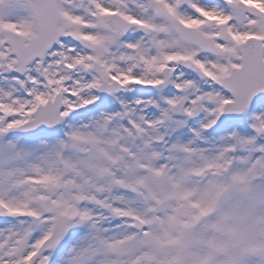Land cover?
<instances>
[{
	"label": "snow or ice",
	"instance_id": "1",
	"mask_svg": "<svg viewBox=\"0 0 264 264\" xmlns=\"http://www.w3.org/2000/svg\"><path fill=\"white\" fill-rule=\"evenodd\" d=\"M0 264H264V0H0Z\"/></svg>",
	"mask_w": 264,
	"mask_h": 264
}]
</instances>
